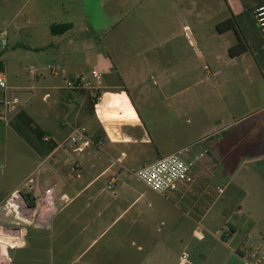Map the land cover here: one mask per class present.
Here are the masks:
<instances>
[{
    "label": "crops",
    "instance_id": "crops-1",
    "mask_svg": "<svg viewBox=\"0 0 264 264\" xmlns=\"http://www.w3.org/2000/svg\"><path fill=\"white\" fill-rule=\"evenodd\" d=\"M137 1L27 0L25 24L34 27L27 34L32 44H20L19 20L12 34L0 31V74L8 87L0 90V108L4 101L17 103L9 122H0V164L4 168L7 163L5 144L10 138L23 162L29 163L27 174L14 185L4 189L0 184V202L30 182L40 186L55 181L46 189L62 190L60 212L80 225L77 252L67 264L116 259V241L122 240L132 241L143 254L140 264H169L183 232L199 240L204 233L212 235L240 253L246 264L244 251L264 243L256 220L259 203H264V166H257L264 161V71L256 55L264 41L254 19L264 0H226L230 15L218 26L231 19L235 24L219 32L224 56L217 62L221 60L230 75L223 77L224 67L205 68V81L194 84L204 85L202 101H147L132 93L123 73L115 69L116 84L104 87L92 81L102 96L96 108L88 92L69 91L66 82L81 76L90 79L86 75L94 69L103 80L102 72L113 64L112 44L104 53L96 41L121 26V16L114 13L122 7L120 2L130 11ZM61 24H71L72 30L53 35L51 26ZM239 43L244 52L231 57L230 49ZM4 53L12 58L10 71L2 61ZM91 55L95 62L86 70L83 58ZM75 132L89 142L82 152L70 142ZM177 152L193 164L189 181L177 191L162 196L134 186L130 177L136 170ZM63 159L80 167H72L66 181L57 173ZM41 166H47L46 172L33 180ZM113 230L117 236L98 248L99 239ZM35 249L47 251L38 245ZM58 249L61 257L69 247ZM121 261L116 263L125 264Z\"/></svg>",
    "mask_w": 264,
    "mask_h": 264
},
{
    "label": "rangeland",
    "instance_id": "rangeland-1",
    "mask_svg": "<svg viewBox=\"0 0 264 264\" xmlns=\"http://www.w3.org/2000/svg\"><path fill=\"white\" fill-rule=\"evenodd\" d=\"M133 1L136 2V0ZM119 4L122 7L114 13L121 16L123 20L121 26L108 37L96 41L101 51L104 48L110 50V44H112L109 59L113 61V64L107 71L102 72L105 74L103 80L102 78L100 80L102 86L116 84L118 75L115 69H118L125 76L131 92L135 95H144L147 101H202L203 99L199 100V97L202 96L204 85L194 87V84L205 81L207 70L214 71L216 67H224L223 77L230 75L229 70L222 66V61L217 62L224 56L218 23L228 14L230 15L226 0H140L137 1V5H131L130 11L126 4L125 7L123 6V2ZM28 11L27 0H0V31L7 30L12 34L16 28V20H19L23 26L19 34V42L25 46L32 44L27 34L34 29L33 26L28 27L25 24L29 17ZM39 29L40 33H43L44 27ZM2 49L0 37V51ZM104 53L108 51L104 50ZM94 57L91 55V59L83 58V61L86 60V70H90L94 64ZM2 61L8 62L7 70L10 71L9 65L12 61L10 55L4 53ZM86 76L96 83L91 76L88 74ZM136 86L141 89L136 90ZM72 147L76 148L73 145ZM5 148L7 163L4 173L0 174V184L4 189L23 178L28 172L29 164L23 162L25 158L21 159L22 153L15 146L14 139H8ZM0 149H2L1 145ZM24 164L26 167H23ZM62 166L63 168L57 173L66 181V174L71 173V168L74 166L77 169V165L70 166L66 163V159H63ZM46 168L47 166H41L37 169L32 179L36 180L40 175H44ZM77 170H80V167ZM86 179L88 178L85 177L84 181ZM130 179L135 187L150 190L136 177L131 176ZM54 185L53 180L43 181L40 186L30 182L21 192L29 195L28 187L30 186L44 191L47 186ZM61 193L60 189L55 193L58 212L53 217L50 227L46 230L28 229L26 247L12 251V264H67L73 258L77 252L76 237L79 236L80 225L70 223L67 212H60L62 205L58 199ZM257 215L258 227L264 231V203L262 202L257 208ZM115 236H117L116 230L103 235L99 239L98 248ZM181 237L183 241L174 247V255L169 264H180V258L183 255L187 256L188 264H244L237 252H232L212 235L204 233L205 238L199 240L191 232H183ZM36 245L46 247L45 254H42L43 250L37 251ZM59 245L69 247L62 251L64 254L61 257H59ZM134 246L135 244L133 245L130 240L116 241V247L120 251L114 252L119 255L116 259L111 258L107 262L101 260L100 264H115L119 260L124 261L125 264H140L143 254L138 253Z\"/></svg>",
    "mask_w": 264,
    "mask_h": 264
},
{
    "label": "built area",
    "instance_id": "built-area-1",
    "mask_svg": "<svg viewBox=\"0 0 264 264\" xmlns=\"http://www.w3.org/2000/svg\"><path fill=\"white\" fill-rule=\"evenodd\" d=\"M254 17L264 41V6L255 10ZM49 70L54 76H57L56 68L51 67ZM91 77L100 81L102 75L97 69H94ZM7 89L6 80L0 74V90ZM66 89L72 92L88 91L96 108L102 101L100 91L92 80L86 77L81 76L67 80ZM1 105L0 122L7 123L12 114L17 111V103L4 101ZM70 142L76 147V152H82L89 145V142L85 141V138L78 132L70 137ZM192 165L183 159L182 152H177L136 170L133 176L153 192L166 196L168 193L177 191L181 185L189 181ZM3 170L4 168L0 164V173ZM28 188L30 190L29 195L16 191L8 200L0 204V264H12V251L26 247L28 229H48L53 217L58 212L55 188L44 191L32 188V186ZM222 192L220 190V193ZM243 258L246 264H264V243L244 251ZM180 264H188L186 255L181 257Z\"/></svg>",
    "mask_w": 264,
    "mask_h": 264
},
{
    "label": "trees",
    "instance_id": "trees-1",
    "mask_svg": "<svg viewBox=\"0 0 264 264\" xmlns=\"http://www.w3.org/2000/svg\"><path fill=\"white\" fill-rule=\"evenodd\" d=\"M255 19V17H254ZM256 22V20H255ZM234 24H235V20L234 19H231V20H228L227 22L221 24L218 26V30L219 32H225V31H228V30H231L234 28ZM257 24V22H256ZM51 30V33L55 36H60V35H63L69 31L72 30V25L71 24H61V25H53L51 26L50 28ZM244 46L242 43H239L236 47L230 49V56L231 57H236L238 55H240L241 53H243L244 51ZM256 60H257V63L258 65L261 67V69H263L264 71V44H263V49L261 50V52L256 55ZM3 71V64L0 62V72ZM239 255H241L240 253H238Z\"/></svg>",
    "mask_w": 264,
    "mask_h": 264
},
{
    "label": "water",
    "instance_id": "water-1",
    "mask_svg": "<svg viewBox=\"0 0 264 264\" xmlns=\"http://www.w3.org/2000/svg\"><path fill=\"white\" fill-rule=\"evenodd\" d=\"M257 166L258 167H263L264 166V161L257 163ZM20 196H22V194H20Z\"/></svg>",
    "mask_w": 264,
    "mask_h": 264
}]
</instances>
